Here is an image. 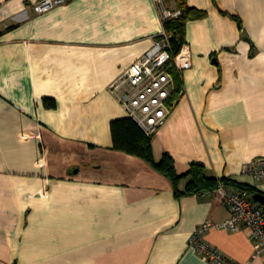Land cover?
I'll return each mask as SVG.
<instances>
[{
    "label": "crops",
    "instance_id": "obj_1",
    "mask_svg": "<svg viewBox=\"0 0 264 264\" xmlns=\"http://www.w3.org/2000/svg\"><path fill=\"white\" fill-rule=\"evenodd\" d=\"M41 1L0 0V264H216L189 240L230 216L223 193L177 196L150 162L113 148L111 122L128 112L111 86L165 28L154 0L37 12ZM183 5L203 15L185 22L192 67L152 135L154 161L264 192L242 172L264 156V0H169ZM205 240L264 264L245 227Z\"/></svg>",
    "mask_w": 264,
    "mask_h": 264
},
{
    "label": "built area",
    "instance_id": "obj_2",
    "mask_svg": "<svg viewBox=\"0 0 264 264\" xmlns=\"http://www.w3.org/2000/svg\"><path fill=\"white\" fill-rule=\"evenodd\" d=\"M69 0H43L35 6L37 12L50 10ZM164 25L167 21L182 15L180 8L172 9L169 0H154ZM173 32L163 29L154 40L153 47L136 60L111 86L112 91L126 108L128 115L148 133L153 134L166 120L171 111V96L175 89L172 69L181 75L192 67L191 48L184 42L174 55ZM242 172L254 179H264V156L256 158ZM219 189L230 209V216L220 223L206 221L190 236V246L206 260L216 264H238L231 261L218 248L205 240L214 227L236 231L245 227L252 237L257 253L264 258V206L248 190H236L221 184ZM209 192H212L209 191Z\"/></svg>",
    "mask_w": 264,
    "mask_h": 264
},
{
    "label": "trees",
    "instance_id": "obj_3",
    "mask_svg": "<svg viewBox=\"0 0 264 264\" xmlns=\"http://www.w3.org/2000/svg\"><path fill=\"white\" fill-rule=\"evenodd\" d=\"M182 15L177 19L169 20L165 23L167 30L173 32L172 46L173 53L176 55L183 43L184 38V25L187 19L191 17H199L203 15L202 11H198L190 6L183 5L181 8ZM172 73L175 77V89L171 96V108L174 106L178 94L182 90V75L177 69H172ZM47 100V105H53L51 100ZM111 130L113 135V148L140 156L150 162L159 172L168 176L174 186L177 196L184 194H200L206 190H215L221 184H234L242 189L248 190L253 195L256 193H263L261 190L250 184H243L236 182L228 177H209L205 173V168L201 164H192L190 170L187 173L180 174L175 167L174 159L171 155L166 154L163 159L156 163L154 161L153 149H152V135L148 134L138 122L131 116L114 119L111 122ZM189 178L186 189L182 191L180 189V183L183 179Z\"/></svg>",
    "mask_w": 264,
    "mask_h": 264
},
{
    "label": "water",
    "instance_id": "obj_4",
    "mask_svg": "<svg viewBox=\"0 0 264 264\" xmlns=\"http://www.w3.org/2000/svg\"><path fill=\"white\" fill-rule=\"evenodd\" d=\"M254 198L264 206V194L263 193L254 194Z\"/></svg>",
    "mask_w": 264,
    "mask_h": 264
}]
</instances>
